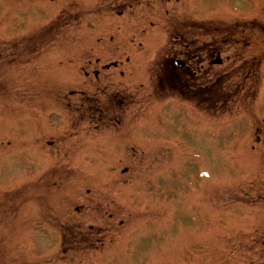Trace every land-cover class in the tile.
I'll return each instance as SVG.
<instances>
[{"label": "rangeland", "instance_id": "1", "mask_svg": "<svg viewBox=\"0 0 264 264\" xmlns=\"http://www.w3.org/2000/svg\"><path fill=\"white\" fill-rule=\"evenodd\" d=\"M55 11L56 18L53 17ZM122 11L124 16L120 15ZM52 17L55 19L50 22ZM249 17L254 19V25H264L261 22H264V0H0V57L6 63V74L11 76L7 86L18 85L23 77L24 70L17 68L16 62L22 59L20 57L26 50L23 41L9 38L33 35L36 40H47L49 33L38 34L44 24L49 21L47 26L56 23L59 26L61 22L65 26L62 33L65 34L54 37L57 44L45 50L39 68L31 70L33 76H38V90L43 89L40 95L43 98L47 96V86L56 90L64 85L74 94L70 97L71 102L82 108L90 106L91 102L86 101L84 105L79 91L85 93L84 97L97 100L104 106L109 103L110 94H118V98L129 103L123 116L117 117L114 123L124 126L119 131H98L102 127H95L93 123L97 119L89 115L90 118H85L80 128L72 132L73 138V135H66L64 144L68 149H71V143L77 144L70 170L68 165L61 164L62 159L58 157L62 144L56 140L57 134L67 130L69 125L67 116L63 117L64 114L60 113V106L48 99L46 113L43 112L40 118H33L41 113L33 111V116H29L23 105L13 101L0 104V242H6L2 254L3 246H0V264H20L19 260L27 252L35 253L34 264H66V260L54 257L56 247L53 244H57V240L52 238L57 236L53 221L55 212L63 211L68 216V208L57 207L52 202L55 193L50 187L42 190L43 195H38L41 186L37 185V175L26 176L25 171L35 166L38 170L43 161L49 159L45 174L50 169L55 170L47 183L72 180L66 187L61 186L57 195L68 194L70 201L78 197L85 204L88 200L99 199L100 207L111 209L114 204L120 203L112 194L101 197V188L109 183L97 173L111 171L116 164L121 167L112 174L122 168L128 170L125 160L130 158L132 150L140 152L144 149L146 154L142 153V159L133 158L128 164L137 175L149 163L145 155L149 157L155 152L152 141L175 157L179 151L177 144L183 148L185 145L182 143L187 140L200 148L202 162L206 165L201 172H196L202 176V188H182L178 183L194 174L189 166L181 173H175L169 167L163 179L159 178L154 166L148 172L155 173L151 175V180L147 175L139 178L138 190L119 185L124 190V200L131 204L125 206L132 211L131 215L124 217L129 221L127 231L116 239L114 245L106 246L101 256L97 255L98 252L94 258L91 257V261L82 264H264V103L260 105L256 96L260 95L264 86V37L259 28L247 33L239 27L240 34L231 35L227 26L248 27L244 21H249ZM151 23L154 25L149 26ZM213 26L221 28V32L213 31ZM53 35H50V40ZM228 36L235 40L241 38V44L245 43L242 53L248 63L249 79L247 85L240 88L246 82L242 84L241 79L231 77L233 73L231 75L229 69L226 74L230 77L221 76L223 88L214 86L212 93L216 99L220 93L217 91L223 95L231 94L226 105L221 102L223 95L219 96L218 103L202 104L204 115H200L179 98L168 97L159 98L149 109H144L146 104L140 101V97L151 94L149 86L159 80L158 62H168L171 51L182 48L175 39L181 37L187 44L199 38L207 46L218 45L223 65L215 66L210 76H205L212 78L220 77L224 68L233 66L237 69L242 65L234 57V53L241 52L239 47L234 45L229 51L225 47L227 44L223 40ZM105 47L111 51H105ZM105 64L110 65V69L103 71L101 66ZM204 64L207 68L208 63ZM98 71L100 76L96 81L95 72ZM77 85L81 88L72 92L71 88H77ZM134 87L135 92H129V88ZM263 96L261 93L260 97ZM23 101L30 102V98ZM143 109L146 112L139 117ZM10 122L12 125L8 126ZM25 151L33 154L26 157V152L22 160L16 156H20L19 153L23 156ZM53 153L55 158L51 156ZM192 161L198 164L199 156ZM203 172L209 178L203 176ZM5 173L8 175L4 176ZM16 173L19 180L14 181L12 178ZM250 180L258 181L256 191L251 189L247 194L243 191L236 193L240 182L239 187L243 190ZM30 182L33 196L31 189L27 188L15 201L18 211L8 214L5 194ZM214 184H217L216 188L212 187ZM217 190L224 191L225 197L216 204L212 197L216 196ZM259 197L261 199H257ZM238 200H253L261 210H246ZM229 205L234 206L233 213L241 211L236 212L238 214L227 213L228 209L224 206ZM221 208L222 212L218 210ZM79 216L76 221L83 222L84 217L82 214ZM95 220L92 223L96 226L104 225L102 218ZM8 226H12L11 231L5 230ZM112 229H109L110 237L115 233L114 230L111 234ZM31 232H35L38 238H32L29 235ZM99 232L103 236L96 239L107 244L108 234L103 230ZM28 238L31 242H27ZM21 245L22 250L13 248ZM84 253L87 252L81 247L74 257L79 259ZM68 263L73 264L71 260Z\"/></svg>", "mask_w": 264, "mask_h": 264}]
</instances>
